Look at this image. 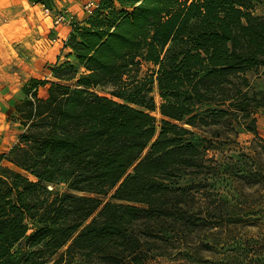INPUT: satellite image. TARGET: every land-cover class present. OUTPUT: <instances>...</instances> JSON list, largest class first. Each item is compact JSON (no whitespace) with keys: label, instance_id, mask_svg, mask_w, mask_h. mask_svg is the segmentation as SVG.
Instances as JSON below:
<instances>
[{"label":"trees","instance_id":"1","mask_svg":"<svg viewBox=\"0 0 264 264\" xmlns=\"http://www.w3.org/2000/svg\"><path fill=\"white\" fill-rule=\"evenodd\" d=\"M261 4L101 0L74 26L75 63L8 114L0 264H264Z\"/></svg>","mask_w":264,"mask_h":264},{"label":"rangeland","instance_id":"2","mask_svg":"<svg viewBox=\"0 0 264 264\" xmlns=\"http://www.w3.org/2000/svg\"><path fill=\"white\" fill-rule=\"evenodd\" d=\"M17 5L19 7H15L13 1L0 2V154L8 152L17 142L19 127L10 123L8 114L15 104L23 100V87L33 79L52 80L53 67L66 62L75 63L74 59H70V53L64 50V42L56 37L57 33H50L55 25L52 27L50 21L46 22L42 14L41 18L37 17L36 11L28 5ZM257 14L264 15V4L258 7ZM254 77L250 74L254 85L262 88L264 78L254 80ZM39 95L46 97V88H41ZM258 117L260 135L264 137V116L258 114ZM252 139L251 134H242L239 141L246 145ZM213 154L211 150L210 155ZM250 236H255V231ZM198 257L203 259L200 264H218V255L214 252L201 250ZM160 262L178 264L167 259Z\"/></svg>","mask_w":264,"mask_h":264},{"label":"crops","instance_id":"3","mask_svg":"<svg viewBox=\"0 0 264 264\" xmlns=\"http://www.w3.org/2000/svg\"><path fill=\"white\" fill-rule=\"evenodd\" d=\"M5 1V0H3ZM7 1H13L16 5L15 7H19L17 4H22L24 6L28 5L32 11H36L37 17L41 18V14L43 15V19L45 21H50L52 23V27L54 26V18L58 14H64L67 18V24L63 26H54L53 29L50 31L52 32V35H55L56 37H60L61 39L59 41L65 42L70 37L74 26L76 25H84L86 19L88 18L89 14L84 11V5L89 2L90 0H45V3L42 1L37 0H7ZM37 1V2H36ZM2 2V0L0 1ZM20 9H18L19 11ZM48 10V12H46ZM24 12L25 10H21ZM35 14V13H34ZM54 31H56L54 33ZM66 52L72 53V50L70 48L64 49ZM70 59H73L72 57ZM156 101L157 103L160 102L159 95L155 93ZM259 114H262L261 112ZM264 116V115H263ZM259 118V117H258ZM260 120V119H259ZM259 124V123H258ZM258 131L259 126H258Z\"/></svg>","mask_w":264,"mask_h":264},{"label":"built area","instance_id":"4","mask_svg":"<svg viewBox=\"0 0 264 264\" xmlns=\"http://www.w3.org/2000/svg\"><path fill=\"white\" fill-rule=\"evenodd\" d=\"M101 0H90L84 5V11L88 13L89 15L93 13V11L98 7L99 2ZM48 12V10H46ZM49 13V12H48ZM67 24V18L64 14H58L54 18V25L59 27Z\"/></svg>","mask_w":264,"mask_h":264}]
</instances>
